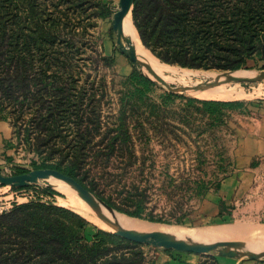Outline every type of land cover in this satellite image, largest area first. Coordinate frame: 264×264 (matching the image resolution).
<instances>
[{
	"label": "rangeland",
	"instance_id": "obj_1",
	"mask_svg": "<svg viewBox=\"0 0 264 264\" xmlns=\"http://www.w3.org/2000/svg\"><path fill=\"white\" fill-rule=\"evenodd\" d=\"M119 1L0 0V29L4 30L0 33V174L10 177L73 166L75 149L102 148L109 132L114 134L124 127L132 135L138 159H133L132 165L126 163L127 170L116 159L105 172L91 171V178H96L98 188L108 198L116 196L112 192L116 186H105L101 177L114 174L121 181L118 191L125 187L130 194L137 188L147 197L148 211L167 221L181 218V224L153 223L112 208L114 214L137 225L185 233L228 230L230 235L221 238L184 239L203 242H197L199 245L236 242L239 258L234 260L249 261L248 253L263 257L258 262L264 264V156L253 160L254 167L253 162L244 169L237 165L242 139L238 128L246 115L234 110L226 124L213 128L195 109H191L192 116L183 118L181 109L188 100L203 99L171 92L148 74L155 83L152 91L144 100L132 99L134 88L129 76L135 69L144 71L121 52L117 43L113 21L120 10ZM129 20L137 49L147 56L150 68L153 62L164 72L170 87L215 83L218 76L234 72L232 77L239 78L264 74V61H249L247 70L238 71L183 69L162 63L144 47L133 18ZM183 73L191 75L182 81ZM227 82L222 80L218 87H227V92L235 89L236 95L225 102H243L241 111L257 117L264 113V81ZM169 93L173 98L164 100ZM246 169L256 172L244 176ZM50 178L54 177L27 187L0 184V214L18 205L43 203L72 210L86 219L90 223L89 239L96 230L115 233L93 208L97 217L81 199L80 205L73 203L59 186L77 196L73 189ZM230 178L234 185L224 187ZM45 189L58 195H46ZM89 191L108 205L98 191ZM139 249L144 264L161 256L192 254L197 264H220L226 258L220 256L219 249L206 254L149 245ZM126 256L130 257L129 253Z\"/></svg>",
	"mask_w": 264,
	"mask_h": 264
},
{
	"label": "trees",
	"instance_id": "obj_2",
	"mask_svg": "<svg viewBox=\"0 0 264 264\" xmlns=\"http://www.w3.org/2000/svg\"><path fill=\"white\" fill-rule=\"evenodd\" d=\"M132 18L144 47L171 66L238 71L247 70L249 61H264V0H136ZM129 78L134 88L132 99L144 100L155 86L137 69ZM173 96L169 93L164 100ZM243 105L190 99L181 109V117L192 116L191 109H195L213 128L226 124L234 110L249 115L248 111H241ZM104 140L107 144L102 148L75 149L73 166L48 168L74 178L86 188L89 185V190L98 191V196L111 208L129 217L181 224V218L167 221L148 211L147 197L137 188L130 194L125 187L118 191L121 181L114 174H106L101 180L107 187L116 186L112 190L116 196H104L96 178H91V171L105 172L116 159L127 170L129 166L125 164L132 165L137 157L132 135L126 128L114 134L109 132ZM44 193L58 195L49 189ZM89 226L86 219L63 207L43 203L18 205L0 214V264H144L139 249L142 245L102 230H96L89 239Z\"/></svg>",
	"mask_w": 264,
	"mask_h": 264
},
{
	"label": "water",
	"instance_id": "obj_3",
	"mask_svg": "<svg viewBox=\"0 0 264 264\" xmlns=\"http://www.w3.org/2000/svg\"><path fill=\"white\" fill-rule=\"evenodd\" d=\"M136 0H120L119 6L120 10L115 14L113 21V29L117 33V43L120 46L121 52L127 56V58L133 62V64L139 66L142 71L146 69L149 71L153 78L158 80L164 86H166L171 92H183L181 88H173L168 85V83L162 79L158 74L152 71L145 63L141 61L132 41L127 37L124 31V22L126 18L130 15L132 17V10ZM144 75L146 73L142 72ZM228 75V74H226ZM147 76V75H146ZM148 77V76H147ZM229 78V77H228ZM229 80H234L236 82L244 83H255L264 81V74L253 78L244 79L230 77ZM217 85V82L208 86L212 88ZM49 177L57 178L64 183H66L71 189H73L77 195L84 200L88 205H90L98 214L100 219L111 229L115 231V234L122 236L123 238L141 245L155 246L159 248L172 249L178 252L184 253H194V254H206L214 250L219 249V254L221 257L236 259L239 258V245L236 242H216L209 245H199L194 244L192 241L184 240L169 234L162 232H140L130 230L120 224H116L108 219L102 214V206L110 212H114L113 209L100 200L97 196L83 187L74 178L66 176L57 170L46 169V170H36L28 174H22L17 176L5 177L0 174V184L6 186L15 187H27L33 183H36L39 179H45ZM245 255L253 261L262 260L263 257L250 256L248 253Z\"/></svg>",
	"mask_w": 264,
	"mask_h": 264
},
{
	"label": "bare ground",
	"instance_id": "obj_4",
	"mask_svg": "<svg viewBox=\"0 0 264 264\" xmlns=\"http://www.w3.org/2000/svg\"><path fill=\"white\" fill-rule=\"evenodd\" d=\"M130 15L126 18L125 22H124V31L127 35V37L132 41V44L133 46L135 47L139 57L141 58V61L143 63H145L149 68H150V61H146L147 56L141 51H139L137 48V43H136V40H135V36L133 35L132 33V28H131V25H130ZM142 53V54H141ZM146 58V59H145ZM152 71H154L156 74H158V76H160L162 79H165L164 76L162 75V73L164 72H160V68L153 62H151V68H150ZM162 70V69H161ZM144 72L146 74H148L150 77H153L152 74L147 71L146 69H144ZM244 73H246L247 71H242ZM235 73V72H234ZM234 73H230L228 75H220L218 76L214 82H217V85L212 87V88H208V86H210L212 83H206V84H200L198 86H195V87H189V88H186V87H181V90H183V92L185 93H189L190 95L196 97V98H199V99H203V100H216V101H228L230 99H232L236 94H235V89H232L230 91L227 92V87L225 86H220V82L222 80H228L229 83H234V84H241V83H244V82H236L234 80H229L230 77H232V75ZM191 74H187V73H183L180 75L181 77V80L184 81L185 78H188V76H190ZM229 77V78H227ZM236 78H239V76H234ZM256 78V77H254ZM244 79H253V78H244ZM186 80V79H185ZM166 81V80H165ZM167 82V81H166ZM227 82V83H228ZM168 83V82H167ZM169 84V83H168ZM222 85V84H221ZM217 87V88H216ZM215 88V89H214ZM212 89V90H211ZM208 90V91H207ZM203 91V92H202ZM191 92V93H190ZM50 179H54L56 181L57 184H62L63 186H65L66 188H68V185L66 183H64L63 181L59 180V179H56V178H50ZM67 185V186H66ZM60 190L62 192H64V194H66L69 199L75 203V204H78L80 205L82 203V201L90 208V210L93 212V214L96 216L95 212L92 210V207L90 205H88L84 200H82L76 193L77 196L71 194L73 193L72 190H69L71 191H68L66 190L65 188L59 186ZM82 201H81V200ZM115 212H110L108 211L106 208H104L102 206V214L104 216H106L108 219H110L112 222L116 223V224H120L130 230H134V231H140V232H161L163 231L162 233L165 232V234H169V235H172V236H175V237H178V238H181V239H184L185 237L187 238H190V239H200V240H206V239H215V238H221V237H224V236H228L230 235L231 232H229L228 230H216L214 232H204V233H185L181 230H176V229H166V228H158L156 226H149V225H137L135 222L133 221H130V220H127L125 219L124 217H122L121 215H118V214H114ZM97 217V216H96ZM99 219V218H98ZM95 224H99L100 226H103L102 223H104L103 221H101L102 223H99L97 220H92ZM105 224V223H104ZM106 225V224H105ZM107 226V225H106ZM110 228V227H109ZM186 240V239H184ZM188 240V239H187ZM189 241V240H188ZM192 242H197L198 241H192ZM198 243H203V242H198Z\"/></svg>",
	"mask_w": 264,
	"mask_h": 264
},
{
	"label": "crops",
	"instance_id": "obj_5",
	"mask_svg": "<svg viewBox=\"0 0 264 264\" xmlns=\"http://www.w3.org/2000/svg\"><path fill=\"white\" fill-rule=\"evenodd\" d=\"M258 116L260 117H257L255 113H251L244 118V122L241 120L242 123L238 128L239 133L242 135V139L239 141L240 156L237 159V165L240 169H244L246 166L249 167L250 163L253 162L256 157L264 156V113H259ZM257 118H259L260 120H258ZM245 171L246 173H242L244 176H248L251 175V173L254 174L256 172L255 169H246ZM227 181L223 184L224 187L227 184L229 188L234 185V182H231L232 178L228 179ZM219 263L261 264V262L258 261L249 260L246 262H239L238 260L229 258H224L222 262ZM151 264H197V259L192 254L174 258H171L169 256H161L160 258L158 257L156 260L151 262Z\"/></svg>",
	"mask_w": 264,
	"mask_h": 264
}]
</instances>
